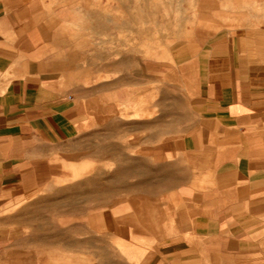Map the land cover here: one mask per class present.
Returning <instances> with one entry per match:
<instances>
[{
    "label": "crops",
    "instance_id": "1",
    "mask_svg": "<svg viewBox=\"0 0 264 264\" xmlns=\"http://www.w3.org/2000/svg\"><path fill=\"white\" fill-rule=\"evenodd\" d=\"M72 3L78 2L0 0V264H45V248L50 247L74 254L96 251L99 264H121L112 261L110 252H117L108 245L120 231L91 237L86 228L91 210L74 216L69 231L57 225L51 237L40 226L24 232L17 216L1 215L13 197L43 184L54 169L49 164L52 154L78 135L70 92L81 81L91 82L92 70L81 68L79 60L92 64L95 56L85 33H107L108 24L84 0L82 11L90 17L85 32L65 30L61 11H70ZM173 58L194 78L199 120L185 145L202 165L212 166L213 179L191 205L194 218L186 216L178 221L182 225L177 233L160 237L148 264H204L205 259L213 264H252L249 256L264 242V27L221 30L197 49L176 47ZM163 170L167 196L172 191V164ZM186 172L180 169L174 180L181 196L187 195L188 182L198 181L189 180ZM53 201V206L59 203ZM163 209L158 216L148 209V230L171 217ZM131 220L129 233L139 232V216ZM122 251L128 264L140 258L132 244Z\"/></svg>",
    "mask_w": 264,
    "mask_h": 264
},
{
    "label": "rangeland",
    "instance_id": "2",
    "mask_svg": "<svg viewBox=\"0 0 264 264\" xmlns=\"http://www.w3.org/2000/svg\"><path fill=\"white\" fill-rule=\"evenodd\" d=\"M77 2L70 11H61V24L65 30L83 32L90 17L82 11L84 0ZM88 2L91 12L107 19L108 31L85 33L95 56L92 64L79 60L81 68L92 70L91 82L81 81L70 92L78 135L52 154L49 164L54 169L43 184L13 197L1 215L17 216L24 232L40 226L51 237L57 225L69 231L74 216L91 210V223L86 225L91 237L98 238L100 231L109 235L120 231L108 240L117 252H110L113 262L126 264L122 249L132 244L140 250V258L130 259V264H148L155 242L177 233L179 220L194 218L191 205L213 179L212 166L202 165L195 159L197 153L185 145L184 140L197 131L199 115L193 75L175 63L173 51L180 45L197 49L224 29L264 27V0ZM76 7L81 11H74ZM45 14L53 15V11ZM168 163L173 183L165 196L163 169ZM182 168L189 180H198L188 182L186 196H181L174 181ZM53 200L59 203L53 206ZM56 206L59 215H55ZM148 209L152 216L163 209L171 217L148 230ZM134 215L141 221L140 231L129 233ZM44 257L45 264H99L96 251L74 254L50 247L45 248ZM249 260L264 264V242Z\"/></svg>",
    "mask_w": 264,
    "mask_h": 264
},
{
    "label": "bare ground",
    "instance_id": "3",
    "mask_svg": "<svg viewBox=\"0 0 264 264\" xmlns=\"http://www.w3.org/2000/svg\"><path fill=\"white\" fill-rule=\"evenodd\" d=\"M88 10H89V9H88ZM88 10H87V11H88ZM84 11H86V10H84ZM155 214H156V213H155Z\"/></svg>",
    "mask_w": 264,
    "mask_h": 264
}]
</instances>
